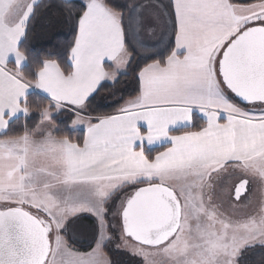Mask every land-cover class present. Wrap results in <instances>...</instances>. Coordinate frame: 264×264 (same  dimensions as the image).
I'll list each match as a JSON object with an SVG mask.
<instances>
[{"label":"snow or ice","instance_id":"obj_1","mask_svg":"<svg viewBox=\"0 0 264 264\" xmlns=\"http://www.w3.org/2000/svg\"><path fill=\"white\" fill-rule=\"evenodd\" d=\"M53 8L62 59L28 47ZM109 84L119 106L98 114ZM109 244L143 264H264V0H0V264H120Z\"/></svg>","mask_w":264,"mask_h":264},{"label":"trees","instance_id":"obj_2","mask_svg":"<svg viewBox=\"0 0 264 264\" xmlns=\"http://www.w3.org/2000/svg\"><path fill=\"white\" fill-rule=\"evenodd\" d=\"M134 0H112L113 5H125V4H131ZM166 3L167 0H164ZM55 24L56 29H58L55 34L50 36L49 40H43V34L44 30L46 29V25ZM167 36H164V43H167ZM72 40V30L71 25L63 23V17L60 14L58 10L53 8L49 11L47 15H42L40 18H38L34 22V26L32 28V31L30 32L29 41H28V47L31 51V54L41 56L43 57L45 53L48 51H59L61 52V59L62 52L64 46ZM66 67V65H65ZM31 70V67L29 66L28 69ZM121 83L117 85V87L120 89L119 95L123 96L124 99H128L130 96H134L135 89L137 88V82L133 78L131 74L128 76H122L120 77ZM108 84V83H106ZM111 86L109 84L108 87H106L104 90H102L99 95L97 96L96 102L93 103L91 106L92 109L95 110L98 114H104V113H113L119 106L117 103H115L113 97L111 96ZM33 100H37V96H31L30 97ZM122 102V101H121ZM60 118H58L59 120ZM194 122L196 123H202L198 116L194 114ZM61 129L60 133L58 135H70L74 138H79L82 140L83 131H71L68 132L64 129V125H58ZM11 134V133H10ZM153 149L157 150H163L161 147H155ZM72 226H77L78 233L80 235H83V238L73 240L70 236V244L73 248L80 252H88L91 250L90 245H94V239L96 238V221L94 218L88 216L87 214L84 215V217L80 220H77ZM92 233L91 236L85 237V233ZM113 245L109 244L107 248H105L106 254L113 260V261H119L120 264H140L138 259L129 257L121 251L120 254H116L114 251H112ZM253 261L255 260V254L251 255L250 257ZM137 260V261H136Z\"/></svg>","mask_w":264,"mask_h":264},{"label":"rangeland","instance_id":"obj_3","mask_svg":"<svg viewBox=\"0 0 264 264\" xmlns=\"http://www.w3.org/2000/svg\"><path fill=\"white\" fill-rule=\"evenodd\" d=\"M58 29H56V26L55 24H50V25H46V29L44 30V34H43V40H49L50 36H52L53 34L57 33V32H60V31H57ZM157 35H159V33H157ZM253 189L255 191V183L253 184ZM258 195V193H257ZM78 227L77 226H72L71 228V232H70V236L73 240H76L78 241L77 239H81L83 238V235H80L77 231ZM92 233H85V237H88V236H91ZM95 245H93L94 247ZM73 248V247H72ZM113 248H114V245H113ZM74 250H76L75 248H73ZM78 251V250H76ZM91 251V250H90ZM123 251L124 253H126L127 256H131L133 258H136L138 259L139 263L140 264H143V258L142 257H137V256H133L130 252H127L125 250H121ZM80 252V251H79ZM89 252V251H88ZM137 261V260H136Z\"/></svg>","mask_w":264,"mask_h":264},{"label":"crops","instance_id":"obj_4","mask_svg":"<svg viewBox=\"0 0 264 264\" xmlns=\"http://www.w3.org/2000/svg\"><path fill=\"white\" fill-rule=\"evenodd\" d=\"M10 67H12L13 65L12 64H10L9 65ZM105 83H109V82H105ZM197 116H198V118L200 119V114L199 113H195ZM201 120V119H200ZM202 121V120H201ZM73 131H83L82 129H74ZM153 148H155V147H160L159 145H154V146H152Z\"/></svg>","mask_w":264,"mask_h":264}]
</instances>
